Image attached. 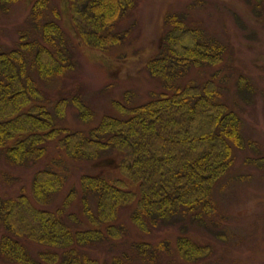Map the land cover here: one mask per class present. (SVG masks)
Here are the masks:
<instances>
[{
    "label": "trees",
    "instance_id": "16d2710c",
    "mask_svg": "<svg viewBox=\"0 0 264 264\" xmlns=\"http://www.w3.org/2000/svg\"><path fill=\"white\" fill-rule=\"evenodd\" d=\"M20 1L0 0V7L8 11ZM140 1L71 0V18L82 43L104 51L127 40V25L133 22L126 21ZM52 14L59 17L51 0H36L31 14L36 36L20 33L15 47L0 46V150L12 166L44 159L52 142L76 163L116 152L123 179L80 178L84 215L91 225L85 229L75 228L81 222L69 213L74 188L59 209L48 208L68 180L64 158L34 174L31 195L22 190L15 198L0 196V264H154L161 246L136 243V257L123 253L109 261L92 257L88 249L124 238L128 231L119 213L133 204L130 218L141 232L157 222L185 224L188 219L204 226L216 213V185L233 164V147H244L241 122L220 101L215 76L185 86L180 80L193 67L220 65L226 47L201 27L189 25L184 15L167 16L165 52L148 64L150 75L164 82L167 93L141 105H118L123 117H103L88 131L72 130L63 124L70 106L84 123L93 120L94 112L81 94L58 99L46 94L45 86L62 83L77 65L74 43L51 20ZM28 243L42 249L34 253ZM175 248L187 262H200L212 253L211 247L186 236L178 238ZM166 251L172 255V247Z\"/></svg>",
    "mask_w": 264,
    "mask_h": 264
},
{
    "label": "rangeland",
    "instance_id": "374dc122",
    "mask_svg": "<svg viewBox=\"0 0 264 264\" xmlns=\"http://www.w3.org/2000/svg\"><path fill=\"white\" fill-rule=\"evenodd\" d=\"M35 1L22 0L8 11L0 7V46L15 47L20 33L36 36L31 16ZM51 4L59 14V17L52 14L51 20L57 21L73 41L77 65L61 84H44L46 94L49 99L81 94L94 112L93 120L84 123L70 106L65 126L88 131L103 117H123L118 105H141L167 93L164 82L150 75L148 64L165 52L164 36L169 30L165 20L169 15H184L189 25L201 27L208 38L225 45L220 65L193 67L180 83L201 84L215 76L222 93L220 101L241 122L244 147H233V164L213 193L216 213L206 219L204 226L188 219L185 224L157 222L148 232H141L130 218L133 204L119 213V222L125 225L128 234L121 240L108 239L91 245L88 253L100 261L123 253L136 257L132 252L135 244L148 243L161 246L154 264H264V162L260 161L264 160V0H141L126 21V24L133 22L127 25L128 39L104 51L82 43L71 18V0H51ZM124 26L122 23L119 27ZM63 155L56 142H52L44 159L29 166H12L0 150V196L15 198L22 190L31 195L34 174L51 165L54 159L64 158L69 168L68 180L48 208L59 209L74 188L77 194L69 213L75 214L81 224L73 226L90 228L84 215L80 178L88 175L104 176L110 182L122 180L120 155L115 152L87 163H76ZM91 203L95 208V202ZM183 226L187 227L186 233ZM2 232L0 229V235ZM184 236L211 247V255L200 262L183 260L175 247L178 238ZM29 245L34 253L42 249ZM166 246L172 247V255Z\"/></svg>",
    "mask_w": 264,
    "mask_h": 264
}]
</instances>
